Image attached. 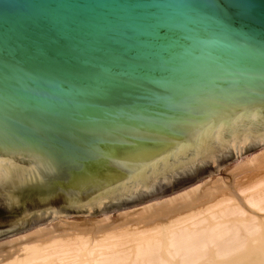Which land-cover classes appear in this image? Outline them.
<instances>
[{"label": "water", "instance_id": "obj_1", "mask_svg": "<svg viewBox=\"0 0 264 264\" xmlns=\"http://www.w3.org/2000/svg\"><path fill=\"white\" fill-rule=\"evenodd\" d=\"M262 145L264 0H0V238Z\"/></svg>", "mask_w": 264, "mask_h": 264}, {"label": "bare ground", "instance_id": "obj_2", "mask_svg": "<svg viewBox=\"0 0 264 264\" xmlns=\"http://www.w3.org/2000/svg\"><path fill=\"white\" fill-rule=\"evenodd\" d=\"M262 146L259 157L233 166L259 161L245 182H196L147 201L133 220L125 210L116 218L59 216L0 242V264H264Z\"/></svg>", "mask_w": 264, "mask_h": 264}, {"label": "rangeland", "instance_id": "obj_3", "mask_svg": "<svg viewBox=\"0 0 264 264\" xmlns=\"http://www.w3.org/2000/svg\"><path fill=\"white\" fill-rule=\"evenodd\" d=\"M262 147L263 146H260V147H258V148H256V149H254V150H252L251 152H249V153H247V154H245V155H243L240 159H236V160H234V161H232L231 163H229L228 165H226V166H224V167H222V168H220L218 171H216V173L215 174H213V175H211V176H209V177H207V178H203V179H201V180H199V182L197 181V183H202V182H204V181H207V180H210V179H215V178H219V180H220V178H221V180H220V182L223 180V181H226V182H232L231 180H233V179H235V180H237V181H243V182H245V181H247L248 179H250L253 175H256L258 172H257V170H255V171H253L252 169H247V168H250V167H252V166H254V165H256L259 161L258 160H256L255 162H251L250 164H243L242 165V167H233V166H235L237 163H239V162H241L243 159H245V158H248V157H251V155H256L257 157H259V153H260V151H261V149H262ZM242 169H245V170H242ZM252 170V171H251ZM233 174L236 176H233ZM223 178V179H222ZM233 178V179H232ZM240 178H242V179H240ZM222 181V182H223ZM234 181V180H233ZM196 183V182H195ZM196 183V184H197ZM194 184V183H193ZM192 185V184H191ZM188 186H190V185H188ZM188 186H186V187H188ZM186 187H184V188H186ZM183 189V188H182ZM181 189H179V190H177V191H180ZM177 191H174V192H172V193H170V195L171 194H173V193H175V192H177ZM166 196H169V194H167V195H165V196H163V197H166ZM160 198H162V197H160ZM158 199V198H157ZM153 200H155V199H153ZM144 203H146V202H144ZM144 203H141V204H138V205H136V206H131V207H127L126 209L125 208H122V209H118V210H113V211H109V212H104V213H100V214H95V215H85V214H78V215H63V216H61V218L60 219H64L65 217H66V219H69L70 220V218H72V219H83V216H84V218H86V216L87 217H92V218H98L99 219V217L100 218H105L106 216H112V217H114V218H116V216H119L121 213H124V210L127 212V213H131V217H132V215L135 217V215H134V213L133 212H136L135 210H137V209H139V206H143L144 205ZM137 208V209H136ZM129 211V212H128ZM119 213V214H118ZM133 213V214H132ZM65 216V217H64ZM71 216V217H70ZM94 216V217H93ZM102 216V217H101ZM134 217H132V220L134 219ZM136 218V217H135ZM71 219V220H72ZM129 219H131L130 217H129ZM58 220V219H57ZM54 221H56V220H54ZM110 221H111V223H112V220L111 219H108V221L106 220L105 222H107V224H110ZM104 223V222H103ZM102 223V224H103ZM45 225H46V223H45ZM44 225V223H42V224H40L39 225V227L41 226H45ZM36 228H38V225H37V227L35 226V227H32V228H29V229H26V230H24V231H21V232H18V233H15V234H12V235H9V236H6V237H4V238H0V242H4V241H8V240H11V239H13V238H16V237H21V236H24L25 234H28V232H31V231H33V230H35Z\"/></svg>", "mask_w": 264, "mask_h": 264}]
</instances>
